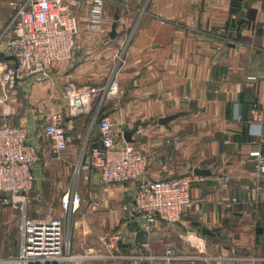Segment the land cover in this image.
<instances>
[{
	"label": "crops",
	"instance_id": "obj_1",
	"mask_svg": "<svg viewBox=\"0 0 264 264\" xmlns=\"http://www.w3.org/2000/svg\"><path fill=\"white\" fill-rule=\"evenodd\" d=\"M90 2L71 10L78 32L70 57L56 62L48 78L16 84L12 95L21 94L20 108L0 116L10 126L26 127L39 159L49 153L55 163H73L82 150L99 145L98 124L108 118L116 140L134 131L132 144L147 160L148 180L197 177L190 196L201 212H186L174 225L158 223L146 234L136 213L119 209L131 202L133 183L106 185L97 174L83 173L58 191L61 198L72 191L82 198L70 251L106 255L118 264L145 262L121 257L168 252L186 264H203L194 259L203 255L214 257L213 264H264V173L250 156L260 152L264 165V0H106L105 33L87 28ZM11 3L0 0V35L14 13ZM68 86L106 92L100 105L95 98L90 110L72 115ZM253 106L261 114L259 127ZM53 113L65 117L68 145L60 160L53 159L42 132ZM32 171L36 178L37 163ZM40 192L36 178L31 198ZM233 199L237 203L226 208ZM203 228L212 235H203Z\"/></svg>",
	"mask_w": 264,
	"mask_h": 264
},
{
	"label": "built area",
	"instance_id": "obj_2",
	"mask_svg": "<svg viewBox=\"0 0 264 264\" xmlns=\"http://www.w3.org/2000/svg\"><path fill=\"white\" fill-rule=\"evenodd\" d=\"M106 0H91L87 14V28L105 33L108 17L104 14ZM83 0H13V15L0 35V85L12 89L16 84L30 78H48L52 66L68 59L75 48L78 26L72 9L82 5ZM6 36V37H5ZM106 87L77 88L65 90L70 114L88 111L95 98L98 105L103 100ZM111 84L108 94L114 93ZM254 126L262 121L257 107ZM3 117V116H0ZM64 115L53 113L43 124V135L50 141V152L55 160L67 149L64 130ZM239 119V118H237ZM99 145L82 150L80 166L86 176L98 175L103 184L135 185L129 204L120 206L121 211L132 210L142 221V232L148 234L158 223L176 224L186 212H201V204L190 196V189L197 180L194 174L180 178L151 181L146 178L147 160L132 143L116 140V127L108 118L98 124ZM142 131L136 129L135 134ZM259 134V132H252ZM259 160L258 169L264 173L260 152L250 153ZM39 161L37 149L28 142V130L23 126L0 123V206L14 207L21 203L23 216L18 227L16 255L0 257V264H91V257L74 255L70 243L64 241V220L57 217L26 216L25 197L35 183L32 167ZM82 198L76 192L65 193L60 200L61 209L74 214L79 211ZM235 199L225 203L226 208L236 204ZM98 206L93 203L91 209ZM137 255L121 257L124 261L148 264H173L174 255ZM203 264H213L216 259L209 256L194 258Z\"/></svg>",
	"mask_w": 264,
	"mask_h": 264
},
{
	"label": "rangeland",
	"instance_id": "obj_3",
	"mask_svg": "<svg viewBox=\"0 0 264 264\" xmlns=\"http://www.w3.org/2000/svg\"><path fill=\"white\" fill-rule=\"evenodd\" d=\"M7 90L8 88L5 91L2 90L0 86V114L2 115L13 113V108L16 110L20 108L19 103L21 102V98H19V95L21 94L18 92L19 95L16 93V95H12L15 89ZM6 95L8 99H6ZM2 122H6L5 118L0 117V123ZM39 123L37 125H40ZM11 124L16 125V121L12 120ZM36 127L38 130V126ZM42 144L45 145L46 143L42 142ZM37 164L39 165L40 173L38 176L36 175V178L41 192L34 200L31 198L30 193V195L28 194L25 197L26 208L24 214L26 216L41 215L42 217L56 216L62 218L64 220V241L67 245L72 234V223L77 219V214L68 215V213L58 208L61 198L58 195V191H61L62 187H66L70 183L79 182V179L85 176L82 170L79 169L80 156L73 163H55L50 154L47 153L45 157L39 159ZM21 206V203L16 204L14 207L0 206V257L16 255L17 253L18 227L23 216ZM91 256L89 259L91 264H118L107 258L106 255ZM177 264L186 263L177 260Z\"/></svg>",
	"mask_w": 264,
	"mask_h": 264
},
{
	"label": "water",
	"instance_id": "obj_4",
	"mask_svg": "<svg viewBox=\"0 0 264 264\" xmlns=\"http://www.w3.org/2000/svg\"><path fill=\"white\" fill-rule=\"evenodd\" d=\"M115 20H117V17H115ZM114 34H115V25L112 26V30H111L110 36L113 37ZM0 58H4V59H7V60L11 59L10 57H3V54H0ZM176 117H177V115L164 117V118L159 119L158 123H159V125L166 126L171 120H173ZM133 134H134V131H125V132H123L122 136H123L124 141L127 142V143H134V140L132 138ZM194 173L196 175H199V176H208V175H210V172L207 171V170H196V171H194ZM261 230L262 229H259V232ZM202 234L203 235H212V233L208 229H205V228L202 229ZM142 264H148V263L147 262H143Z\"/></svg>",
	"mask_w": 264,
	"mask_h": 264
}]
</instances>
